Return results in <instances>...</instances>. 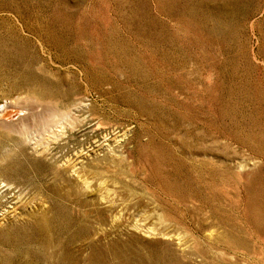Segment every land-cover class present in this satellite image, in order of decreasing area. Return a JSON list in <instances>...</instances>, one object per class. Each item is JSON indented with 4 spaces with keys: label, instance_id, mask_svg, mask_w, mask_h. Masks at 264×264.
<instances>
[{
    "label": "rangeland",
    "instance_id": "obj_1",
    "mask_svg": "<svg viewBox=\"0 0 264 264\" xmlns=\"http://www.w3.org/2000/svg\"><path fill=\"white\" fill-rule=\"evenodd\" d=\"M8 103L0 264H264V0H0Z\"/></svg>",
    "mask_w": 264,
    "mask_h": 264
},
{
    "label": "bare ground",
    "instance_id": "obj_2",
    "mask_svg": "<svg viewBox=\"0 0 264 264\" xmlns=\"http://www.w3.org/2000/svg\"><path fill=\"white\" fill-rule=\"evenodd\" d=\"M16 102V101H14ZM19 107V106H18ZM17 108V105L16 103H8L6 106H3L2 108L0 107V128L3 130H8V131H13L15 132V134H18L20 135L21 137L23 138H26L28 136V132H27V129L26 127L23 125L22 123V119L28 115L27 111L25 109L20 110L21 111H17L16 110ZM74 108V107H73ZM63 113V112H62ZM30 115V114H29ZM35 115V114H34ZM43 115V114H42ZM47 115V114H46ZM31 116V115H30ZM29 116V119L31 118ZM62 118H61V122H63L65 125H71L72 122L71 120L69 119V116L67 115V113L65 115H61ZM35 117V116H34ZM48 118V117H47ZM43 119V118H42ZM57 119V118H55ZM59 119V118H58ZM35 120V119H34ZM60 122V123H61ZM53 123H56V121H45L44 122V126H45V131L47 132L49 138H51V140H59L61 138V134L55 132L54 130H52V127H53ZM59 122H57L58 124ZM59 123V125H60ZM56 124V125H57ZM63 124V125H64ZM68 126V127H69ZM65 136V135H64ZM48 138V137H47ZM27 139V138H26ZM61 141V140H60ZM40 145V144H39ZM49 147H47L46 145L45 146H42L39 148H35V152L40 154V155H47L49 152L48 150ZM81 148V147H80ZM84 151V150H83ZM79 152V151H78ZM72 154V153H71ZM80 154V153H79ZM49 155V154H48ZM82 157V154L81 155H77L74 157V160H71L72 163L70 162V159H66L63 164H61V167L63 168H69V169H73V170H76L75 168L77 167V165H80L79 163H76V164H73V162ZM65 158V157H64ZM73 159V158H72ZM83 160V159H82ZM80 161V160H79ZM80 168V166H78ZM78 168V169H79ZM67 170V169H66ZM70 171V170H69ZM1 185V184H0ZM9 189V188H8ZM2 195V194H1ZM2 204V203H1ZM0 204V205H1ZM3 207V206H2Z\"/></svg>",
    "mask_w": 264,
    "mask_h": 264
}]
</instances>
